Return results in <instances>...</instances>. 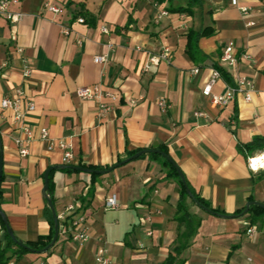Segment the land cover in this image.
<instances>
[{"label": "crops", "instance_id": "1", "mask_svg": "<svg viewBox=\"0 0 264 264\" xmlns=\"http://www.w3.org/2000/svg\"><path fill=\"white\" fill-rule=\"evenodd\" d=\"M170 1L175 6L188 2ZM47 3L62 13L49 11ZM9 9L22 17L13 22L0 15L1 209L23 242L48 241L45 173L56 167L49 174L56 212L82 202L73 216H84L89 233V240L80 243L59 231L48 251L38 248L9 262L97 264L96 251L105 246L114 264H169L179 232L180 187L164 156L149 151L163 145L196 193L226 213L190 210L202 223L178 259L185 264H248L252 258L264 264V220L249 238L248 214H236L249 201L264 203V168L251 169L252 156L237 148L253 135L264 136V0H238V5L204 0L192 15L171 12L168 0H10ZM64 26L69 34L63 33ZM203 28L214 33L200 38L207 58L195 63L186 52L187 34ZM231 41L238 64L229 68L219 57ZM164 46L171 49L172 60L145 71L148 55ZM96 55H107V64L95 62ZM215 63L234 80L242 75L254 81L251 101L238 94L225 107L212 106L202 91ZM195 68L200 71L195 73ZM26 69L29 76H24ZM96 84L117 94V100L77 96L79 87ZM227 86L222 78L213 92L220 94ZM19 88L35 104L33 111L27 110L25 100L21 104L25 123L33 127L26 156L15 142L22 126L16 111L2 107L4 97H14ZM101 103L111 105L102 115ZM199 110L207 115L197 116ZM42 128L71 144L72 164L64 163L61 151L48 150L40 137ZM139 150L144 151L141 156L115 166L119 158ZM79 164L107 170L93 181L89 172L64 169ZM113 197L117 206L109 208L106 202ZM5 234L0 224V247L7 242Z\"/></svg>", "mask_w": 264, "mask_h": 264}, {"label": "built area", "instance_id": "2", "mask_svg": "<svg viewBox=\"0 0 264 264\" xmlns=\"http://www.w3.org/2000/svg\"><path fill=\"white\" fill-rule=\"evenodd\" d=\"M10 0H0V15L6 19L17 22L21 19L22 13H13L9 9ZM233 5H238V0H232ZM46 8L49 11L54 13H62V8L57 5L47 3ZM243 11H247L246 8H243ZM162 14H168L167 11H163ZM69 27H63V33L69 34ZM140 50L141 48L138 47ZM22 47H17V52H22ZM173 54L169 47L164 46L161 50L150 53L148 59L144 65V70L149 71L154 65H158L161 62H170L172 60ZM95 62L100 63L102 66L107 64L108 58L107 55H96L94 57ZM219 62L223 66L229 68L235 67L238 64V57L236 54V44L235 42H229L223 49L219 57ZM199 68H195L194 72L198 73ZM30 70L26 69L24 71V76H29ZM222 79L221 73L215 67L212 68V73L209 81L203 87V95L208 97L210 103L214 107H225L230 103L235 102L236 96L238 94L244 95L245 101L252 100V92L255 90V83L252 79L248 77L239 75L235 77V85L227 86L224 92L216 94L213 92L214 86ZM77 96L83 100H93L103 97H109L112 101H116L118 96L117 94L105 91L101 84L83 86L79 87L76 91ZM25 100V94L22 89L16 90V95L14 97L6 96L2 101L3 108H13L16 111V121L21 123V134L15 139V142L18 146L21 156H26L29 154V144L33 138V127L29 124H26L25 112L21 109L22 101ZM160 105L165 108L167 103L165 100L160 101ZM26 107L28 111L35 110V104L33 101H26ZM111 108V105L100 104L99 112L102 115L103 112H106ZM197 116H206L207 113L203 110L196 112ZM41 139L47 143V148L49 151L59 150L62 153V158L64 163L72 164L74 160V154L72 152L71 144L63 139L51 137L47 128L41 129ZM259 158L258 164L255 166L254 160ZM249 167L253 170H259L264 168V152H260L248 159ZM106 206L113 208L117 206L116 198H111L106 202ZM82 207V202L77 201L76 203L69 204L65 210L57 214L58 219L63 222L60 225V232L69 233L70 237L74 241L80 243H85L89 240V233L87 228L84 226V216L81 214L79 216H73L78 208ZM67 221V222H66ZM258 232V227L256 225H249L246 229V234L249 238L254 237ZM150 235L151 232H148ZM95 261L97 264H114L112 258L110 257L108 250L105 246L98 248L95 254ZM8 264H15L14 262H8ZM248 264H256L253 262L252 258L248 259Z\"/></svg>", "mask_w": 264, "mask_h": 264}, {"label": "trees", "instance_id": "3", "mask_svg": "<svg viewBox=\"0 0 264 264\" xmlns=\"http://www.w3.org/2000/svg\"><path fill=\"white\" fill-rule=\"evenodd\" d=\"M159 1L164 2L165 0H159ZM168 1H169V10L171 12L186 13L188 15H192L194 7L201 6L204 0H188L187 5L185 6H175L170 0ZM213 33H214V30L212 28H203L200 31H195L193 29L189 30L187 34L188 43L186 46V52L188 53V55L191 57V59L195 63L203 62L207 58V55L199 47L200 38L204 36H211ZM214 67L220 71L222 78L225 79V81L230 86L235 85L234 78L220 64L215 63ZM236 117L237 116H235V119ZM237 148L239 149V151L243 153L248 152L249 155L246 154L247 157L253 156L254 152L258 150H264V136L253 135L252 139L247 143L238 142ZM159 150H160V154L164 153L166 155V156L163 155L164 163L167 166H169L170 175H174L176 177L179 183V187H180V198H179L178 205H177L178 214L176 216V220L179 223V232L175 240V246L172 248L171 252L169 253V256L167 257V263L185 264L186 262L185 259L179 260L178 258L181 256L184 250H186L187 248L191 246L192 241L197 235L199 228L201 226V223H202V218L199 217L197 214H194L190 211L188 199L190 198L192 202L197 206H202V207H205L211 210L212 213L210 214L217 215V216H226V213L223 210H219L213 207L206 199L198 195L196 191L194 190V188L190 185V183L187 180H186V183H184L181 180L180 174L178 170L176 169L177 163L172 157V155L170 154L169 149L167 147L161 145L159 147ZM261 152H264V151H261ZM135 153L137 152H130L129 156H132ZM168 158H171L173 162L169 161ZM123 161L124 159L119 158L115 166L122 164ZM64 169L70 172L81 171V169L91 170L93 181L97 179L99 176H101L102 173L99 171L107 170L105 168H101V167H97L93 165H85V164H79L78 166L66 165L64 166ZM50 187H51V183H49L48 197H46L47 202L44 208V215L47 217L50 223L49 240L44 243H42V240H40L36 244H29V243L23 242L21 239H19L14 234V232L12 235L8 232L7 225L2 219V216L0 215V224H1V227L6 230L5 235H6V240H7L5 246L0 247V264H8L11 258H16L17 260H20L25 254H27L30 251L37 250L38 248L40 249L45 248L47 245L50 244V242L54 238L56 221L53 215L52 208L50 206V202L55 207V198L52 195V193H50ZM188 190L190 191L191 195L188 192ZM90 191L91 190H89L88 194H90ZM1 197H2V191L0 193V199ZM236 214L237 215L245 214L244 209L237 211ZM246 214H248L250 223L252 225L258 224L259 226H261L264 220V208L263 207H260L258 205H252ZM57 224L59 225V228H60L61 223L58 218H57Z\"/></svg>", "mask_w": 264, "mask_h": 264}, {"label": "water", "instance_id": "4", "mask_svg": "<svg viewBox=\"0 0 264 264\" xmlns=\"http://www.w3.org/2000/svg\"><path fill=\"white\" fill-rule=\"evenodd\" d=\"M149 151H153V152H158L160 153V150H149ZM144 151H140V152H137L135 153L134 155L128 157L127 159H125L123 161V163H127L135 158H138L139 156H141V154L143 153ZM162 155L166 156L164 153H162ZM169 161L173 162V160L171 158H168ZM122 163V164H123ZM53 168H56V167H50L46 173H45V185H44V192L46 194V197H48V190H49V174L50 172L52 171ZM176 169L178 170L179 174H180V177H181V180L186 183V178H185V175L184 173L181 171L180 167L176 164ZM112 170L111 168L109 169V171ZM81 171H86V172H89L91 173L92 171L91 170H85V169H81ZM101 173H105L106 171H99ZM2 180H3V153L1 152L0 154V193H1V185H2ZM188 192L190 193V191L188 190ZM191 195V193H190ZM199 205V204H198ZM252 205H258L260 207H263L264 208V204L261 203V202H257V201H249L247 204H246V208L244 209V213H247L250 209V207ZM50 206L52 208V211H53V215H54V218H55V221H56V227H55V235H54V238L52 240V242L47 245L42 251L43 252H46L48 251L49 249L52 248V246L55 244V242L58 240V237H59V225L57 224V212H56V209L54 207V205L50 202ZM200 208H202L203 210H205L206 212L208 213H212L211 210H209L208 208H205V207H202V206H199ZM0 215L2 216V219L4 220V222L6 223L7 225V229H8V232L12 235L13 234V231L8 223V220H7V217L5 215V213L2 211L1 209V205H0ZM225 217V216H224Z\"/></svg>", "mask_w": 264, "mask_h": 264}, {"label": "rangeland", "instance_id": "5", "mask_svg": "<svg viewBox=\"0 0 264 264\" xmlns=\"http://www.w3.org/2000/svg\"><path fill=\"white\" fill-rule=\"evenodd\" d=\"M188 203H189V207H190V210L193 211V209H197L198 211H200L202 214H207V212L205 210H203L202 208H200L199 206L195 205L192 200L189 198L188 199ZM215 230H217L218 232H221L222 229L220 227H214ZM244 239L247 240V237L244 236Z\"/></svg>", "mask_w": 264, "mask_h": 264}, {"label": "bare ground", "instance_id": "6", "mask_svg": "<svg viewBox=\"0 0 264 264\" xmlns=\"http://www.w3.org/2000/svg\"><path fill=\"white\" fill-rule=\"evenodd\" d=\"M258 161H259V158H256V159L254 160V164H255V166L258 164Z\"/></svg>", "mask_w": 264, "mask_h": 264}]
</instances>
